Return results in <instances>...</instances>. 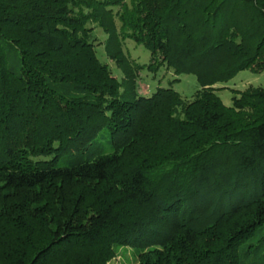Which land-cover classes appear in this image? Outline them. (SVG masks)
<instances>
[{"label":"trees","instance_id":"16d2710c","mask_svg":"<svg viewBox=\"0 0 264 264\" xmlns=\"http://www.w3.org/2000/svg\"><path fill=\"white\" fill-rule=\"evenodd\" d=\"M164 65L196 76L191 101L138 93ZM245 69L264 71V0H0V264H107L120 242L264 264V85L232 106L217 86Z\"/></svg>","mask_w":264,"mask_h":264},{"label":"rangeland","instance_id":"374dc122","mask_svg":"<svg viewBox=\"0 0 264 264\" xmlns=\"http://www.w3.org/2000/svg\"><path fill=\"white\" fill-rule=\"evenodd\" d=\"M114 9L117 11L119 7H115ZM117 24L119 26L118 22ZM93 26H95L93 36H95L96 48L101 61L108 64L113 75L123 81V67L117 63V61L112 60L107 54L109 35L102 27ZM124 51L133 64L136 62L140 65H148L152 62L151 52L143 45H139L131 39L125 40ZM137 76L138 93L142 96H150L161 87H172L181 94L185 101H191L196 91L199 89V84L194 74H178L172 68L166 67L165 65L155 71L149 70L148 67H144L138 72ZM250 85H264V71L255 72L251 69L241 70L226 84L217 85L221 88L218 94L226 106H232L234 95L239 96ZM99 145L105 147L106 152L110 151V143L108 140L101 138L99 140ZM168 146L169 145H164L165 150H167ZM113 245L115 254L107 264H145L146 254H148L149 251L151 252V250L159 248L158 246H151L141 249L142 247H134L131 244L123 242L113 243Z\"/></svg>","mask_w":264,"mask_h":264}]
</instances>
